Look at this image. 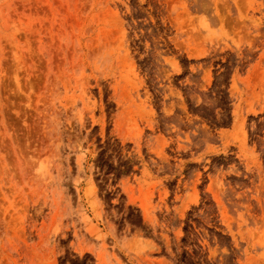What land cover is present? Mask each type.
Instances as JSON below:
<instances>
[{
    "label": "rangeland",
    "instance_id": "obj_1",
    "mask_svg": "<svg viewBox=\"0 0 264 264\" xmlns=\"http://www.w3.org/2000/svg\"><path fill=\"white\" fill-rule=\"evenodd\" d=\"M0 264H264V0H0Z\"/></svg>",
    "mask_w": 264,
    "mask_h": 264
}]
</instances>
